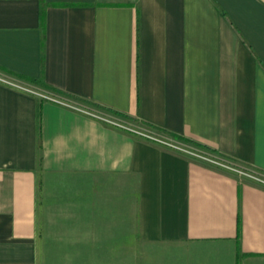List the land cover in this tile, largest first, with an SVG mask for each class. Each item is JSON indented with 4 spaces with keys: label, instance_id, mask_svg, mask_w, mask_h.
Returning <instances> with one entry per match:
<instances>
[{
    "label": "crops",
    "instance_id": "obj_1",
    "mask_svg": "<svg viewBox=\"0 0 264 264\" xmlns=\"http://www.w3.org/2000/svg\"><path fill=\"white\" fill-rule=\"evenodd\" d=\"M0 74V264H264V0H0Z\"/></svg>",
    "mask_w": 264,
    "mask_h": 264
},
{
    "label": "built area",
    "instance_id": "obj_2",
    "mask_svg": "<svg viewBox=\"0 0 264 264\" xmlns=\"http://www.w3.org/2000/svg\"><path fill=\"white\" fill-rule=\"evenodd\" d=\"M0 83L7 84L10 86H18L17 84L10 81L8 78L2 76L1 74H0ZM45 97L50 98L52 100H55L57 102H61V101L56 100L54 97L53 98L49 97V96H45ZM94 113H96V114H94ZM94 113H91V114H93L94 116H97L98 118H100L105 123H107L111 126H114L118 129H121L123 131H126L130 134L136 135V136L141 137L145 140H148V141H151V142H154L157 144H162V145H165L168 147H173V148L178 147V145L175 143V141L171 137H169L167 134H164L162 132H159L157 130L149 128L147 126L137 125L136 123H132V122L125 120V119H122V118H118V117L111 116V115L99 116L101 114L97 113L95 111H94ZM212 162L219 167L230 169V167L228 165L221 163L220 161L212 160ZM258 181H260L261 183L264 184V179H258Z\"/></svg>",
    "mask_w": 264,
    "mask_h": 264
},
{
    "label": "rangeland",
    "instance_id": "obj_3",
    "mask_svg": "<svg viewBox=\"0 0 264 264\" xmlns=\"http://www.w3.org/2000/svg\"><path fill=\"white\" fill-rule=\"evenodd\" d=\"M34 87L41 94V96H45L46 95L44 93V90H43L44 88H42V87H40L38 85H35ZM74 103H75V105H77L79 107L81 106V107H85V108H88L90 110H93V111H95L97 113H103L102 110H98V109L93 108L91 106H86L87 104H84V103H81V102H74ZM137 125H139V124H137ZM214 158H215V160L220 161L221 163H224V164H226V165H228L230 167V169L229 168H224V169L229 170L231 172H234V173L238 174L239 176L248 177V178H251V179H254V180L264 179V174L262 172H260L258 170H255V169L251 168L250 166H247V165H244V164H240V163H238L235 160H231V159L222 157V156H220L218 154L214 155Z\"/></svg>",
    "mask_w": 264,
    "mask_h": 264
},
{
    "label": "trees",
    "instance_id": "obj_4",
    "mask_svg": "<svg viewBox=\"0 0 264 264\" xmlns=\"http://www.w3.org/2000/svg\"><path fill=\"white\" fill-rule=\"evenodd\" d=\"M42 18H43V15H42ZM19 78H20V79L28 80V81H30V82H32V83H34V84H40V85H42V87H43L47 92H49V93H51V94H54V95H57V96H60V97H62V96H66V94H65L64 92L59 91V90H57V89H55V88H53V87L47 85L46 83H43V82L39 81V80H34V79L26 78V77H24V76H19ZM41 105H42V104H41ZM114 113H115V112H114ZM115 114H117V113H115ZM118 115H120V114H118ZM39 116H41V109H40V111H39ZM121 116H122V115H121ZM123 118H126V117L123 116ZM220 156H222V155H220ZM222 157H224V156H222ZM225 158H227V157H225ZM240 259H241V255H240V253H238V264H239V262H240Z\"/></svg>",
    "mask_w": 264,
    "mask_h": 264
}]
</instances>
